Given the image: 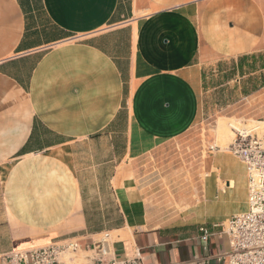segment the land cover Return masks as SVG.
<instances>
[{"label":"crops","instance_id":"0c3cea01","mask_svg":"<svg viewBox=\"0 0 264 264\" xmlns=\"http://www.w3.org/2000/svg\"><path fill=\"white\" fill-rule=\"evenodd\" d=\"M256 53L264 0H0V176L20 229L9 249L76 241L61 262L93 264L105 233L85 212L94 177L121 215L111 257L228 264V237L199 227L248 209L247 166L217 147L197 168L178 145L204 114L205 69ZM227 111L264 118V98ZM164 177L177 182L173 216Z\"/></svg>","mask_w":264,"mask_h":264},{"label":"rangeland","instance_id":"374dc122","mask_svg":"<svg viewBox=\"0 0 264 264\" xmlns=\"http://www.w3.org/2000/svg\"><path fill=\"white\" fill-rule=\"evenodd\" d=\"M264 62H258V66ZM234 61H225L216 64L213 67L206 68L204 71L205 76V91L203 96L204 114L197 122V125L192 132L189 142L190 144L178 145V151L188 154L196 153L194 159L197 168L200 162L205 158L209 151L214 150L216 146V140L219 133V125L225 123L226 125L234 123L239 127L256 125L259 121H264V118H250L245 116L233 115L227 111L228 105H233L245 95L242 93L243 88L252 91L254 86H257L261 81L260 76L263 71H256L252 74L241 76L239 73L234 74ZM248 70V67L245 69ZM251 93H260V99L264 98V86L257 91ZM250 93V94H251ZM240 124V125H239ZM263 126V125H261ZM232 130V129H231ZM235 132V130H232ZM263 134L264 128L255 130ZM229 137L224 146L220 148H227L235 134ZM231 138V139H230ZM186 164V162L184 163ZM187 167V166H186ZM2 176H0V249L5 253L12 251L9 249L13 242V238L19 234V228L10 220L7 210L4 206L2 195ZM177 178H175L176 181ZM162 182L159 186L168 191L163 202L166 206H173L172 208H165L163 212L167 216H173L181 208V204L176 200L174 189H177V182L169 183L167 178L160 179ZM105 181V179H104ZM182 182V179L179 183ZM192 182V183H191ZM193 184V178L190 176L185 177V183ZM181 185V184H180ZM179 185V186H180ZM195 185L197 183L195 182ZM101 187V185H100ZM83 188L85 191L84 197L86 200V209L89 220L92 221L91 228L94 230L108 231L112 227L121 224V215L117 208L115 198L108 187L107 182L104 183L102 193L95 192L97 188V180L94 177L85 178L83 181ZM104 236V234L102 235ZM74 264H86V261L80 256Z\"/></svg>","mask_w":264,"mask_h":264},{"label":"built area","instance_id":"2783aa9c","mask_svg":"<svg viewBox=\"0 0 264 264\" xmlns=\"http://www.w3.org/2000/svg\"><path fill=\"white\" fill-rule=\"evenodd\" d=\"M228 150L244 162L248 170V209L227 220L212 225H201V237L226 235L230 249L222 258L228 264H264V132L235 129V137ZM76 241L64 245L47 244L28 249L12 250L1 256V264H64L59 255L67 250H76ZM93 264H144L141 258L117 260L111 257L109 232L94 247ZM185 264H206L190 261Z\"/></svg>","mask_w":264,"mask_h":264},{"label":"trees","instance_id":"16d2710c","mask_svg":"<svg viewBox=\"0 0 264 264\" xmlns=\"http://www.w3.org/2000/svg\"><path fill=\"white\" fill-rule=\"evenodd\" d=\"M264 59V53H256L252 55H245L239 58L238 62L234 65V74L239 73L241 76L252 74L256 71L264 70V62L259 66L257 65L259 61ZM246 67H248L249 71H246ZM261 81L257 86H254L252 91H249L246 88H243L242 93L245 95H249L251 92L257 91L261 87L264 86V73L260 76Z\"/></svg>","mask_w":264,"mask_h":264},{"label":"bare ground","instance_id":"6f19581e","mask_svg":"<svg viewBox=\"0 0 264 264\" xmlns=\"http://www.w3.org/2000/svg\"><path fill=\"white\" fill-rule=\"evenodd\" d=\"M261 125H263V126H261ZM261 127L264 128V121H259V123L256 125H251V126L249 125V126H245V127H239L238 125H236L234 123H230L228 125H226L225 123H222L219 125V133H218V137L216 140V146L225 147L224 145L226 143H228L227 141L229 140V137H231V135H233L234 131H232V130L246 129L247 131H255V130L261 129ZM234 134H235V132H234Z\"/></svg>","mask_w":264,"mask_h":264}]
</instances>
